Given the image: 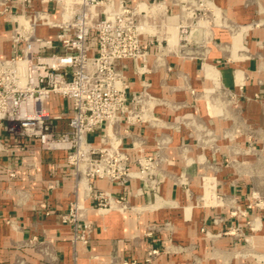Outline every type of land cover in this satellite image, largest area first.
Here are the masks:
<instances>
[{
    "label": "crops",
    "instance_id": "obj_1",
    "mask_svg": "<svg viewBox=\"0 0 264 264\" xmlns=\"http://www.w3.org/2000/svg\"><path fill=\"white\" fill-rule=\"evenodd\" d=\"M166 1L180 11L179 0ZM213 1L221 19L196 48L197 57L168 55L170 69L143 76L162 99L155 113L165 125L134 130L148 152L157 135L169 137L159 199L142 193L128 196L140 207L134 211L89 209L86 241H73V226L61 215L76 197L88 206L91 199L75 189L65 152L44 150L36 140L14 141L0 128V264H147L150 247L169 243L183 248L159 253L153 264H264V254L249 247L264 244V0ZM10 3L0 12V59L14 54L10 32L21 22V3ZM206 62L211 66L203 68ZM127 73L131 86L140 87V77ZM92 183L123 192L101 179ZM141 183L133 179L129 188ZM231 206L240 213L231 215ZM165 221L170 229L145 235L149 224ZM236 226L244 238L218 235Z\"/></svg>",
    "mask_w": 264,
    "mask_h": 264
},
{
    "label": "built area",
    "instance_id": "obj_2",
    "mask_svg": "<svg viewBox=\"0 0 264 264\" xmlns=\"http://www.w3.org/2000/svg\"><path fill=\"white\" fill-rule=\"evenodd\" d=\"M10 1L0 0L1 13L10 10ZM15 1L21 3V22L10 32L14 54L0 59V128L14 141L36 140L44 150L65 152L75 189L91 205L76 197L61 219L72 224L73 241L85 242L89 209L134 211L140 207L128 196L160 198L169 137L157 135L148 152L145 137L134 130L165 125L155 113L162 99L143 76L170 69L168 55L197 57L196 48L210 37L221 10L213 0H179V12L166 0ZM129 69L140 77V87L131 86ZM93 179L123 192L94 186ZM133 179L142 182L136 191L129 188ZM237 211L231 206V215ZM156 227L170 229L171 223L149 224L145 235ZM181 248L150 247L144 261L153 264L159 253Z\"/></svg>",
    "mask_w": 264,
    "mask_h": 264
},
{
    "label": "rangeland",
    "instance_id": "obj_3",
    "mask_svg": "<svg viewBox=\"0 0 264 264\" xmlns=\"http://www.w3.org/2000/svg\"><path fill=\"white\" fill-rule=\"evenodd\" d=\"M253 200L256 204L259 203V201L256 200V197H253ZM239 213H240V211H237V213L235 215H237ZM222 234L223 235L224 234L233 235L234 237H240V238H244L246 236V233L244 234L243 231L240 229V227H237V226L230 228L228 230H224V231L220 232L218 235H222ZM249 247L251 249L250 252H252V253H257V251H259L261 254H264V244H262L260 247H257V250H256V248H254V246H253V248L251 245Z\"/></svg>",
    "mask_w": 264,
    "mask_h": 264
},
{
    "label": "bare ground",
    "instance_id": "obj_4",
    "mask_svg": "<svg viewBox=\"0 0 264 264\" xmlns=\"http://www.w3.org/2000/svg\"><path fill=\"white\" fill-rule=\"evenodd\" d=\"M206 74H208V73H206ZM213 76V75H212Z\"/></svg>",
    "mask_w": 264,
    "mask_h": 264
}]
</instances>
